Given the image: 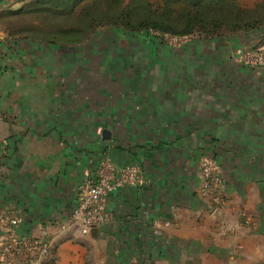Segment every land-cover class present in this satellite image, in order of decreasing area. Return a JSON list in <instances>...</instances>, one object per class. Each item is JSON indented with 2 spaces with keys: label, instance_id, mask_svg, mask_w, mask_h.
Wrapping results in <instances>:
<instances>
[{
  "label": "crops",
  "instance_id": "obj_1",
  "mask_svg": "<svg viewBox=\"0 0 264 264\" xmlns=\"http://www.w3.org/2000/svg\"><path fill=\"white\" fill-rule=\"evenodd\" d=\"M127 37L76 48L0 32V213L21 237H52L54 264H264V66L235 57L264 29L154 44L149 62ZM205 156L221 167L218 208L200 192ZM105 158L144 182L109 196V223L62 232Z\"/></svg>",
  "mask_w": 264,
  "mask_h": 264
},
{
  "label": "rangeland",
  "instance_id": "obj_2",
  "mask_svg": "<svg viewBox=\"0 0 264 264\" xmlns=\"http://www.w3.org/2000/svg\"><path fill=\"white\" fill-rule=\"evenodd\" d=\"M34 1L36 0H7L1 4L0 32L18 37L30 36L37 38L43 37L46 40L58 39L62 42L61 45L64 47L76 48L128 47L131 45L130 40L126 39L120 42V39L114 40L113 38L119 34L128 38V35L130 38L140 40L145 48L151 46L153 49L152 51L148 49V52H144V49L135 50L134 53L130 55V58L136 59L142 57L140 59L148 60V62L155 59L154 48L156 45L154 44L164 47H183L194 42L202 41L204 37H207L208 33L207 31V33H205L196 30L193 32L196 35L190 38V40L172 43L163 36L165 33L158 30L151 29L155 32L151 30L149 32H138L137 29H134L132 31L130 29L131 27L126 29L124 23H122L125 20H133L137 23L144 21L148 23L150 17L151 19L172 23L173 21L177 22L176 17L179 15L182 17V15H184V5L174 4L170 0H102L99 4L92 1L89 3L91 7H87L88 5H86L83 9L78 11L76 15H69L67 12L55 13L49 12L48 10L42 11L39 8L30 6ZM166 1H170L167 5H174L172 10L167 9ZM234 2V10L233 8L230 9L229 6V9L225 11V9L222 10L220 6H216L213 3L203 10L204 16L212 18L217 16L221 18L227 17V22L218 30L214 31L215 34L220 33V35H224L227 33L247 31H232L234 30L232 22L235 20H244L250 24L259 22L260 25L252 29H264V0H234ZM20 9L22 12L17 13ZM92 13L95 18L103 17L105 23L101 25H99V23L89 38H76L82 35L77 31L75 32L74 27L87 21ZM168 18H171L173 21H170ZM117 22L118 24H116ZM149 23H151V21Z\"/></svg>",
  "mask_w": 264,
  "mask_h": 264
},
{
  "label": "built area",
  "instance_id": "obj_3",
  "mask_svg": "<svg viewBox=\"0 0 264 264\" xmlns=\"http://www.w3.org/2000/svg\"><path fill=\"white\" fill-rule=\"evenodd\" d=\"M152 32H155L151 30ZM196 34L163 36L172 43L190 40ZM243 65L252 68L264 66V44L240 50L235 55ZM200 192L210 199L214 207L222 206L225 201V185L221 167L216 158L205 156L200 162ZM144 182L142 167L138 164L120 165L110 158L102 160L97 177L84 181L78 188L77 203L71 216L59 223L62 232L74 229L88 235L93 229L111 220L107 204L109 196L124 186H137ZM247 219H245L246 221ZM22 219L0 213V264H14L13 259L27 255L25 264H54L58 260V244L52 238H25L18 233ZM234 227H223L222 232H234Z\"/></svg>",
  "mask_w": 264,
  "mask_h": 264
},
{
  "label": "trees",
  "instance_id": "obj_4",
  "mask_svg": "<svg viewBox=\"0 0 264 264\" xmlns=\"http://www.w3.org/2000/svg\"><path fill=\"white\" fill-rule=\"evenodd\" d=\"M94 1L96 4H99L102 2V0H36L30 4V6H33L34 8H39L42 11L48 10L49 12H55V13H63L67 12L69 15H76L78 11L83 9L86 5L87 7H91L89 4L90 2ZM174 4H180L184 8V15L182 17L179 15L176 17V21H173L171 18H168L172 22L168 21H162L158 19H151V23L147 22H135L133 20L130 21H124L125 28L130 29L133 31L134 29H137L138 32H149L151 29L158 30L162 33H169L173 35H190L196 30H200L202 32L207 33V35H219L220 33H216L214 31L218 30L224 23H226L227 17H209L203 15V10L206 7H209L211 3H213L216 6H220L222 10L225 9L227 11L229 9L235 8V2L234 0H170ZM166 1V6L168 10H172L174 8V5H167L168 2ZM234 2V3H233ZM94 6V5H93ZM232 10V11H233ZM22 10H18L17 13H21ZM232 13V12H231ZM127 15L126 13H124ZM174 16V12H173ZM87 21L80 23L79 26H75L74 30L75 32L81 33L79 39H87L93 34L94 29L99 25L105 23L103 17L95 18L93 13L89 16ZM102 22V23H101ZM231 23V22H230ZM233 23V29L232 31H240V30H249L252 28H255L260 25L259 22L257 23H248L244 20H235ZM118 24V22L116 23ZM120 24V23H119ZM127 26V27H126ZM136 31V32H137ZM207 31V32H206ZM213 32V33H209ZM12 36V35H10ZM16 39H22V38H37V37H30V36H12ZM37 39L43 40L48 43L53 44H62V42L58 39H51L46 40L43 37H39ZM65 44V43H64Z\"/></svg>",
  "mask_w": 264,
  "mask_h": 264
},
{
  "label": "water",
  "instance_id": "obj_5",
  "mask_svg": "<svg viewBox=\"0 0 264 264\" xmlns=\"http://www.w3.org/2000/svg\"><path fill=\"white\" fill-rule=\"evenodd\" d=\"M5 1H7V0H0V6H1V4H3ZM93 230H96V228L93 229ZM93 230H92V231H93ZM92 231H91V232H92Z\"/></svg>",
  "mask_w": 264,
  "mask_h": 264
}]
</instances>
